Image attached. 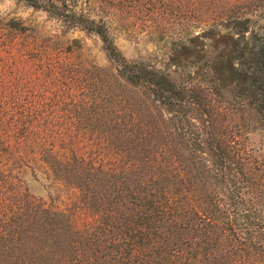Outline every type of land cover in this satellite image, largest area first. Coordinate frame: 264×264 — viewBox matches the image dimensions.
<instances>
[{
    "label": "trees",
    "instance_id": "obj_1",
    "mask_svg": "<svg viewBox=\"0 0 264 264\" xmlns=\"http://www.w3.org/2000/svg\"><path fill=\"white\" fill-rule=\"evenodd\" d=\"M18 1L110 67L0 17V264H264V0H148L175 78L122 55L107 1Z\"/></svg>",
    "mask_w": 264,
    "mask_h": 264
},
{
    "label": "rangeland",
    "instance_id": "obj_2",
    "mask_svg": "<svg viewBox=\"0 0 264 264\" xmlns=\"http://www.w3.org/2000/svg\"><path fill=\"white\" fill-rule=\"evenodd\" d=\"M103 1V0H98ZM106 10L104 18L108 35L112 42L128 60H143L167 72L175 78V68L168 64L171 41L180 38L179 29L173 21L168 20L165 26L155 25L147 19L148 0H104ZM98 5L94 2V7ZM97 17V14L94 13ZM0 17L20 19L24 25L32 27L43 40H54L63 43L64 40L76 39L83 48L87 58H92L98 65L110 67L99 38L92 33H85L79 29H69L61 32L58 24L41 10H34L24 6L18 0H0ZM56 40V41H55ZM48 43V42H47ZM31 192L38 196H45V191L29 175L25 176ZM63 206V202H56ZM84 214H77L74 222L80 226L87 220Z\"/></svg>",
    "mask_w": 264,
    "mask_h": 264
}]
</instances>
